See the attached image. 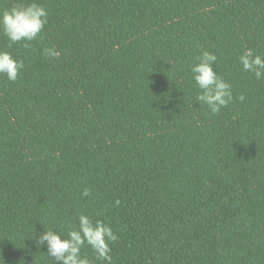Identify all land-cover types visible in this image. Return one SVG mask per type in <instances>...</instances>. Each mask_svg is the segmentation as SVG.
Instances as JSON below:
<instances>
[{
	"label": "trees",
	"instance_id": "trees-1",
	"mask_svg": "<svg viewBox=\"0 0 264 264\" xmlns=\"http://www.w3.org/2000/svg\"><path fill=\"white\" fill-rule=\"evenodd\" d=\"M38 2L31 47L0 33L24 63L0 76V264H53L38 237L81 213L119 237L113 264H264V80L238 60L264 56V0ZM202 49L232 85L216 115L189 68Z\"/></svg>",
	"mask_w": 264,
	"mask_h": 264
},
{
	"label": "clouds",
	"instance_id": "clouds-1",
	"mask_svg": "<svg viewBox=\"0 0 264 264\" xmlns=\"http://www.w3.org/2000/svg\"><path fill=\"white\" fill-rule=\"evenodd\" d=\"M48 15V10L38 0L13 4L10 8L0 10V33L7 37L9 47L20 43L24 47H31V42L41 38L48 23ZM42 55L54 59L60 53L55 48L45 47ZM217 59L215 54L202 49L195 62L189 65L192 79L199 89L196 100L206 105L213 115L219 114L233 100L232 85L214 70ZM238 60L245 72L252 73L258 81L264 80V56L248 48L239 55ZM23 68L24 63L14 58L11 52L0 50V76L15 82ZM244 99L243 95L239 96L241 102ZM81 195L89 197L90 189L85 187ZM118 239L109 224L81 213L77 223L69 225L66 233L45 228L36 242L46 247V254L53 264H94L93 260L82 254L85 247L91 249L99 264H113L110 245Z\"/></svg>",
	"mask_w": 264,
	"mask_h": 264
}]
</instances>
